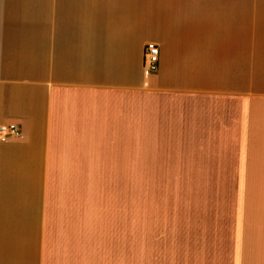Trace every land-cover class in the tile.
Masks as SVG:
<instances>
[{"label": "crops", "instance_id": "obj_1", "mask_svg": "<svg viewBox=\"0 0 264 264\" xmlns=\"http://www.w3.org/2000/svg\"><path fill=\"white\" fill-rule=\"evenodd\" d=\"M0 123V264H264L135 230L137 174L264 191V0H0Z\"/></svg>", "mask_w": 264, "mask_h": 264}, {"label": "rangeland", "instance_id": "obj_2", "mask_svg": "<svg viewBox=\"0 0 264 264\" xmlns=\"http://www.w3.org/2000/svg\"><path fill=\"white\" fill-rule=\"evenodd\" d=\"M253 186L236 175L137 174L135 230L204 231L219 237V247H264V191ZM258 227L263 235L256 240Z\"/></svg>", "mask_w": 264, "mask_h": 264}, {"label": "built area", "instance_id": "obj_3", "mask_svg": "<svg viewBox=\"0 0 264 264\" xmlns=\"http://www.w3.org/2000/svg\"><path fill=\"white\" fill-rule=\"evenodd\" d=\"M159 62V47L148 43L144 47L143 70L145 77L156 73ZM21 136V129L16 123H0V144L16 140Z\"/></svg>", "mask_w": 264, "mask_h": 264}]
</instances>
